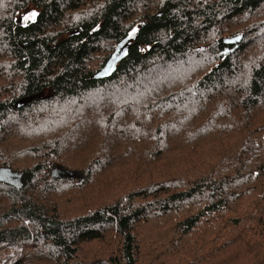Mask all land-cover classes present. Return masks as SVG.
Returning a JSON list of instances; mask_svg holds the SVG:
<instances>
[{
  "label": "trees",
  "instance_id": "trees-1",
  "mask_svg": "<svg viewBox=\"0 0 264 264\" xmlns=\"http://www.w3.org/2000/svg\"><path fill=\"white\" fill-rule=\"evenodd\" d=\"M0 170V264H264V0H0Z\"/></svg>",
  "mask_w": 264,
  "mask_h": 264
},
{
  "label": "water",
  "instance_id": "water-1",
  "mask_svg": "<svg viewBox=\"0 0 264 264\" xmlns=\"http://www.w3.org/2000/svg\"><path fill=\"white\" fill-rule=\"evenodd\" d=\"M128 48V42L117 46L115 52L112 54L111 58L108 60L106 66L103 68V70L98 74V77H109L111 76L116 69L117 64L120 62L122 54L126 51ZM2 171H0L1 173ZM53 176L59 177L55 175L53 172Z\"/></svg>",
  "mask_w": 264,
  "mask_h": 264
},
{
  "label": "rangeland",
  "instance_id": "rangeland-1",
  "mask_svg": "<svg viewBox=\"0 0 264 264\" xmlns=\"http://www.w3.org/2000/svg\"><path fill=\"white\" fill-rule=\"evenodd\" d=\"M33 16H34L33 13H31V11H29L23 15V19L32 18ZM0 171H2V170H0ZM2 173H3V171L0 174H2ZM7 173L12 174L11 171H7ZM54 173H55V175H57L59 177H66V176L71 175L70 172H68L67 170L61 169L60 167H57V169L54 168ZM74 175L78 176L77 173H74Z\"/></svg>",
  "mask_w": 264,
  "mask_h": 264
}]
</instances>
